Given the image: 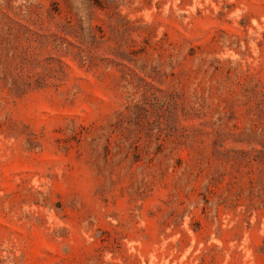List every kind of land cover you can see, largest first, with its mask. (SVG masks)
<instances>
[{
  "label": "rangeland",
  "instance_id": "obj_1",
  "mask_svg": "<svg viewBox=\"0 0 264 264\" xmlns=\"http://www.w3.org/2000/svg\"><path fill=\"white\" fill-rule=\"evenodd\" d=\"M0 264H264V0H0Z\"/></svg>",
  "mask_w": 264,
  "mask_h": 264
}]
</instances>
